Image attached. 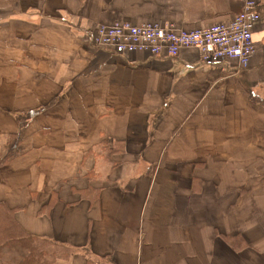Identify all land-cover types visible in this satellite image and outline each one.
<instances>
[{
  "label": "crops",
  "instance_id": "obj_1",
  "mask_svg": "<svg viewBox=\"0 0 264 264\" xmlns=\"http://www.w3.org/2000/svg\"><path fill=\"white\" fill-rule=\"evenodd\" d=\"M246 1L0 0V160L19 136L0 205L67 249L55 264H264L262 20L241 71L90 43L99 25L226 23Z\"/></svg>",
  "mask_w": 264,
  "mask_h": 264
},
{
  "label": "built area",
  "instance_id": "obj_2",
  "mask_svg": "<svg viewBox=\"0 0 264 264\" xmlns=\"http://www.w3.org/2000/svg\"><path fill=\"white\" fill-rule=\"evenodd\" d=\"M260 18L258 5L247 0L243 10L226 23L190 31L157 23L99 25L90 43L115 55L143 52L152 57L175 58L182 50H197L204 63L232 62L241 71L256 53L253 33Z\"/></svg>",
  "mask_w": 264,
  "mask_h": 264
},
{
  "label": "trees",
  "instance_id": "obj_3",
  "mask_svg": "<svg viewBox=\"0 0 264 264\" xmlns=\"http://www.w3.org/2000/svg\"><path fill=\"white\" fill-rule=\"evenodd\" d=\"M9 150L0 160L4 163L18 151L19 136L8 139ZM15 211L0 205V264H55L70 253L62 246L44 238L26 234L14 218Z\"/></svg>",
  "mask_w": 264,
  "mask_h": 264
},
{
  "label": "rangeland",
  "instance_id": "obj_4",
  "mask_svg": "<svg viewBox=\"0 0 264 264\" xmlns=\"http://www.w3.org/2000/svg\"><path fill=\"white\" fill-rule=\"evenodd\" d=\"M263 13H264V11H263L262 14H261V15H262V22H263V24H264V14H263Z\"/></svg>",
  "mask_w": 264,
  "mask_h": 264
}]
</instances>
